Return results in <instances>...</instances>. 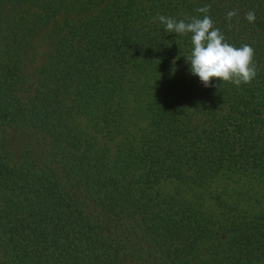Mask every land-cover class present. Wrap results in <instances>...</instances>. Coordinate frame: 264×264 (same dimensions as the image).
Wrapping results in <instances>:
<instances>
[{"label":"trees","instance_id":"trees-1","mask_svg":"<svg viewBox=\"0 0 264 264\" xmlns=\"http://www.w3.org/2000/svg\"><path fill=\"white\" fill-rule=\"evenodd\" d=\"M205 5L251 83L153 22ZM0 264H264V0H0Z\"/></svg>","mask_w":264,"mask_h":264},{"label":"clouds","instance_id":"clouds-1","mask_svg":"<svg viewBox=\"0 0 264 264\" xmlns=\"http://www.w3.org/2000/svg\"><path fill=\"white\" fill-rule=\"evenodd\" d=\"M210 6L205 5L196 11L203 14L202 18L191 17L187 20H176L170 16L157 14L153 22L159 21L165 26V31L176 35H189L191 50L185 55L190 65L191 74L198 76L205 87L213 86V78L220 84L231 82L236 86L249 84L257 75L254 64V49L249 44L236 47L226 41L219 28L214 27L208 15ZM236 15L235 10L229 11L226 16L229 21ZM245 19L254 23L256 14L248 11Z\"/></svg>","mask_w":264,"mask_h":264}]
</instances>
